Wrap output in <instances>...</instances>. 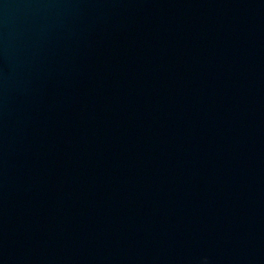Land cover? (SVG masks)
<instances>
[{
  "label": "water",
  "instance_id": "obj_1",
  "mask_svg": "<svg viewBox=\"0 0 264 264\" xmlns=\"http://www.w3.org/2000/svg\"><path fill=\"white\" fill-rule=\"evenodd\" d=\"M0 264H264V0H0Z\"/></svg>",
  "mask_w": 264,
  "mask_h": 264
}]
</instances>
